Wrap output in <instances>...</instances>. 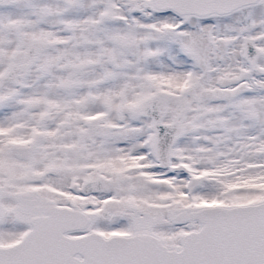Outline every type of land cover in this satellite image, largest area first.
I'll return each instance as SVG.
<instances>
[{
	"label": "snow or ice",
	"instance_id": "snow-or-ice-1",
	"mask_svg": "<svg viewBox=\"0 0 264 264\" xmlns=\"http://www.w3.org/2000/svg\"><path fill=\"white\" fill-rule=\"evenodd\" d=\"M0 264H264V0H0Z\"/></svg>",
	"mask_w": 264,
	"mask_h": 264
}]
</instances>
